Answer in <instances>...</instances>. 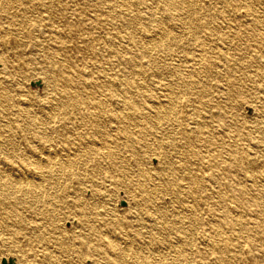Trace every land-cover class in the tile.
<instances>
[{
	"label": "bare ground",
	"instance_id": "bare-ground-1",
	"mask_svg": "<svg viewBox=\"0 0 264 264\" xmlns=\"http://www.w3.org/2000/svg\"><path fill=\"white\" fill-rule=\"evenodd\" d=\"M2 14L0 255L256 264L264 0H0ZM25 68L42 96L20 87ZM128 174L139 181L127 212L104 206Z\"/></svg>",
	"mask_w": 264,
	"mask_h": 264
},
{
	"label": "rangeland",
	"instance_id": "rangeland-1",
	"mask_svg": "<svg viewBox=\"0 0 264 264\" xmlns=\"http://www.w3.org/2000/svg\"><path fill=\"white\" fill-rule=\"evenodd\" d=\"M234 2H235V0H227V3L229 5H233ZM241 11L243 12L244 10L241 9ZM43 14L46 15V13H44V12H43ZM35 16H36L35 13L28 12L27 14H25L24 22L20 25L28 27L31 24L29 21H33ZM6 18H7V20H6ZM12 20H13V18L11 17V15H8V14L7 15H3V14L0 15V23H2L4 25H9L10 23H12ZM101 31H102V29L100 30V32ZM6 34L8 37H10V38L12 37V38H15L16 40H18V35H17V32L15 30H10ZM74 34L75 33L72 30L70 32V35L73 36ZM6 53H7V50L5 49L4 55L2 58H6L8 60H11L12 52H10L11 54L10 53L6 54ZM0 62H1V59H0ZM48 65H49V63H48L47 59L42 58L39 60V65H38L39 68L47 67ZM24 74H25V79L19 81L20 87H22L24 89V91L27 90L29 92L34 93L36 96H42L44 93V88H43L42 84H41V86H36V84H35V82H37V81L40 82L41 79L38 78L37 76H35L34 73L29 68L24 69ZM240 114L248 120H250V118L253 116L252 110L250 108L248 109L247 107L245 108L244 105L240 109ZM146 159L148 160V162L151 166H154L157 164L156 163L157 159L155 157L150 156L149 154L147 155ZM138 181H139V178L136 175L128 174V176L123 175L122 177H119L118 180H115L112 183H109L108 185H106L105 192H104L105 194L103 196L104 197L103 198L104 206L112 207V208L114 207L116 210H119L120 212L126 213L127 212L126 209L128 206V200L133 198V196L137 192ZM63 221H61V224L64 223V224H62L63 227L69 228L71 226L70 220L64 219ZM254 230H256L257 236L260 237V240L256 243L257 244V251H256V253H254V263L264 264V217L259 219L258 227ZM13 257H14V255L10 254L9 252L5 253V254H1L0 255V264H1V260L3 258H13ZM30 260H31V258L28 257L27 262H30Z\"/></svg>",
	"mask_w": 264,
	"mask_h": 264
},
{
	"label": "water",
	"instance_id": "water-1",
	"mask_svg": "<svg viewBox=\"0 0 264 264\" xmlns=\"http://www.w3.org/2000/svg\"><path fill=\"white\" fill-rule=\"evenodd\" d=\"M36 85H40L39 83H35ZM1 264H15V260L13 258H9L8 260L2 259Z\"/></svg>",
	"mask_w": 264,
	"mask_h": 264
}]
</instances>
